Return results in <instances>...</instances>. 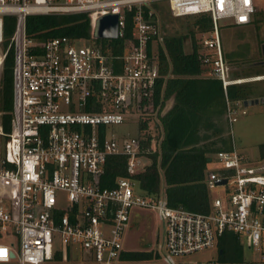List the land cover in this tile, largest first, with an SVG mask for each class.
Masks as SVG:
<instances>
[{
	"label": "built area",
	"instance_id": "obj_1",
	"mask_svg": "<svg viewBox=\"0 0 264 264\" xmlns=\"http://www.w3.org/2000/svg\"><path fill=\"white\" fill-rule=\"evenodd\" d=\"M164 10L171 17L209 16L199 59L205 74L221 82L231 136L244 109L241 100L227 99L226 86L264 74L231 76L217 21L250 23L254 0H0V75L12 53L8 130L0 121V264H264V158L248 159L232 141L214 152L217 165L205 171L204 184L222 187L224 195L209 197L208 210L196 212L169 206L161 189L153 195L138 188L134 175L158 139L146 145L138 130L132 136L109 131L133 118L148 119L153 130L160 126L146 99L158 76ZM69 14L86 15L87 37L34 38L25 31L27 16ZM107 14L117 15L116 39L124 38L119 53L93 35L96 20ZM6 17L14 19L8 35ZM127 17L130 36L124 37ZM114 155L124 157L125 174L104 187L100 178ZM143 211L154 213L161 235L156 249L146 251L150 257L131 259L123 234ZM223 233L251 257L242 258L241 250L237 261L182 259L206 248L219 252Z\"/></svg>",
	"mask_w": 264,
	"mask_h": 264
},
{
	"label": "trees",
	"instance_id": "obj_2",
	"mask_svg": "<svg viewBox=\"0 0 264 264\" xmlns=\"http://www.w3.org/2000/svg\"><path fill=\"white\" fill-rule=\"evenodd\" d=\"M13 24L12 17L5 18L4 28L7 35L12 31ZM194 25L202 32L208 31L209 16L199 14ZM130 29L131 21L127 17L124 37L130 36ZM25 31L34 38L58 35L87 37L89 21L85 14L30 15L25 19ZM189 33L191 49L188 52L183 49V36L176 33L165 35L163 49L158 46V76L146 99V110L151 115L155 114L160 126H157L154 137L148 119L138 123L142 142L148 145L156 138L158 144L146 153L148 163L134 178L140 190L153 195L159 192L162 182L163 194L169 206L206 212L209 205L204 184L207 158L217 150L228 149L229 140L227 137L208 139L221 132V126L213 122V119H219L224 113V93L220 80L204 75L206 69L201 65L198 52L200 45L196 43L193 31L190 30ZM123 39L100 41L110 45L112 53H119ZM11 65L10 52L0 75V121L5 131L9 128L11 117ZM251 93L252 89L247 82L230 84L225 89L226 97L230 101L247 100L252 96ZM170 96L173 98L172 106L163 115H159L164 101ZM202 129H210V133H200ZM216 143L219 145L216 146ZM258 151L259 158H264V143L259 145ZM124 163L125 159L121 155L108 156L100 178L101 185L113 186L115 177L125 174ZM217 248L220 250L219 260L241 259L242 248L230 233L222 234ZM127 255L131 259H143L150 257L151 252L135 251L128 252Z\"/></svg>",
	"mask_w": 264,
	"mask_h": 264
},
{
	"label": "rangeland",
	"instance_id": "obj_3",
	"mask_svg": "<svg viewBox=\"0 0 264 264\" xmlns=\"http://www.w3.org/2000/svg\"><path fill=\"white\" fill-rule=\"evenodd\" d=\"M254 3L255 11L252 14V20L247 25H233L230 19L217 21L221 52L230 66L232 77L234 75L251 77L264 74V64L262 62L264 60L261 52V46L264 44V0H254ZM164 6L166 8L165 4ZM198 15L171 17L164 10L159 20L165 35L176 33L183 36V49L188 52L191 49L190 30L193 31V37L197 44L203 37L210 34L209 29L202 32L194 25ZM236 53H239V55ZM247 83L252 89V96L249 99L256 97L258 99L262 98V100L257 104L243 106L244 114L239 115L231 125V136L228 133L227 136L225 135L226 123L220 119L216 120L215 123L221 126V132L210 136L209 140L227 137L229 143L232 141L234 148L239 153L250 160H254L260 157L258 147L261 143H264V79ZM137 130L138 123L134 118L128 122L109 127V131L117 136L136 135ZM205 131L202 129L200 133H207L209 130ZM152 133L154 135V130H152ZM218 145L219 143H216V146ZM146 162L148 161L146 160ZM216 165V161L212 157V160L207 162L206 169H211ZM208 194L210 197H223L224 192L222 187L215 186L208 189ZM160 235V223L154 213L143 211L125 229L122 246L128 249L129 252L153 251L159 243ZM218 256L216 248H206L188 253L182 259L203 261L218 259ZM249 257H251L250 251L243 248L242 258Z\"/></svg>",
	"mask_w": 264,
	"mask_h": 264
},
{
	"label": "water",
	"instance_id": "obj_4",
	"mask_svg": "<svg viewBox=\"0 0 264 264\" xmlns=\"http://www.w3.org/2000/svg\"><path fill=\"white\" fill-rule=\"evenodd\" d=\"M93 35L96 38L102 39H116L117 38V15L116 14H107L99 17L96 20L95 28L93 31ZM261 52L264 53V44L261 46ZM262 98H252L243 100V106H247L250 104H257L261 101ZM210 161V158H207V162ZM224 179H218L215 181L216 184L224 183ZM220 252V250H219Z\"/></svg>",
	"mask_w": 264,
	"mask_h": 264
},
{
	"label": "crops",
	"instance_id": "obj_5",
	"mask_svg": "<svg viewBox=\"0 0 264 264\" xmlns=\"http://www.w3.org/2000/svg\"><path fill=\"white\" fill-rule=\"evenodd\" d=\"M247 25V24H246ZM263 54V53H262ZM204 75L205 76H207L205 73H204ZM172 104H173V98H172V96H170L168 99H166L165 101H164V103H163V106H162V108H161V110H160V112H159V115H163L165 112H167V110H169L170 109V107L172 106ZM221 121H224V123H225V117H224V113L220 116V118H219ZM219 119H217V120H219ZM216 121V119H213V122H215ZM160 125V124H159ZM206 131H208V130H206ZM205 131V132H206ZM157 133V130H154V134H156ZM160 133H161V127H160ZM207 133H210V129H209V131L207 132ZM211 136H213V135H211ZM224 136V135H223ZM212 138V137H211ZM209 139V138H208ZM154 140V142L156 141V138H154L153 139ZM156 147V146H155ZM207 170V169H206ZM161 184L163 185V183L161 182ZM161 188V190L163 191V187L161 186L160 187ZM207 192H208V190H207ZM210 196H209V194H208V198H209Z\"/></svg>",
	"mask_w": 264,
	"mask_h": 264
}]
</instances>
